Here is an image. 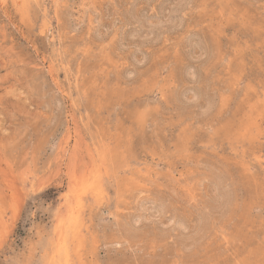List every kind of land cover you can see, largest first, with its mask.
Listing matches in <instances>:
<instances>
[{
    "label": "rangeland",
    "instance_id": "obj_1",
    "mask_svg": "<svg viewBox=\"0 0 264 264\" xmlns=\"http://www.w3.org/2000/svg\"><path fill=\"white\" fill-rule=\"evenodd\" d=\"M0 264H264V0H0Z\"/></svg>",
    "mask_w": 264,
    "mask_h": 264
},
{
    "label": "bare ground",
    "instance_id": "obj_2",
    "mask_svg": "<svg viewBox=\"0 0 264 264\" xmlns=\"http://www.w3.org/2000/svg\"><path fill=\"white\" fill-rule=\"evenodd\" d=\"M60 231V230H59Z\"/></svg>",
    "mask_w": 264,
    "mask_h": 264
}]
</instances>
